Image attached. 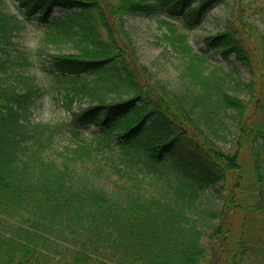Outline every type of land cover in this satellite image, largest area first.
I'll return each instance as SVG.
<instances>
[{"label":"trees","instance_id":"obj_1","mask_svg":"<svg viewBox=\"0 0 264 264\" xmlns=\"http://www.w3.org/2000/svg\"><path fill=\"white\" fill-rule=\"evenodd\" d=\"M16 2L19 15L0 7V264H210L211 243L224 233L228 244L230 229L206 237L218 217L209 191L230 185L235 207L234 192L249 188L264 210V29L242 9L239 28L228 23L195 49L182 29L237 3ZM250 5L264 21V0ZM135 15L158 17L181 60L176 87L134 66ZM26 20L41 25L43 70L63 92L65 117L48 123L33 121L41 87L14 40ZM247 245L229 264H264V247Z\"/></svg>","mask_w":264,"mask_h":264},{"label":"rangeland","instance_id":"obj_2","mask_svg":"<svg viewBox=\"0 0 264 264\" xmlns=\"http://www.w3.org/2000/svg\"><path fill=\"white\" fill-rule=\"evenodd\" d=\"M228 2L232 5L237 3V7L234 6V10H228L223 5H215L199 27L190 31L182 29L183 32L187 33L189 41L195 49H199L203 45L204 36L226 30L228 23H231L234 28H239L241 25L238 16L242 9H244V15H252L256 23L264 29L263 19L260 18L259 14H252V5L247 6L249 0H228ZM0 7L9 13L20 14L16 0H0ZM63 13L65 11L56 9L53 15L60 16ZM126 26L133 37V49L135 51L133 58L136 59L133 62L134 66L145 65L157 79L176 87L179 83L181 60L170 50L167 42L162 38L163 30L158 22V17L131 16L126 20ZM43 37L41 25L35 21L26 20L22 22L21 32L14 38L17 48L26 52L34 64L31 73L41 87L40 97L33 110L32 118L35 123H48L65 117L61 105L63 92L60 90V85L52 74L43 70V67L48 64V56L40 52L41 49H45ZM51 52H54V50ZM230 59L235 62L234 56ZM234 66L247 83L251 82V74L248 70L237 62ZM141 81H143V78H141ZM255 84L256 89H258L260 84L258 77L255 79ZM86 106H88L86 101L81 102V104L76 103L75 110ZM230 145L228 143L224 146L225 149H228ZM243 161L247 169L252 168L249 150L244 153ZM230 187L228 185L226 189L218 187L216 190L209 191L211 198L214 199V202L211 201L212 205L210 204L209 208L217 211L218 217L205 222L202 226L206 237L212 231L213 225H221L222 229H230L228 244L224 238V233L211 243L209 249L211 252L210 264H229L233 253L236 251V244L242 240L246 242V246L254 242L257 247H264V210L255 208L256 199L250 197L249 188L236 192V194L234 192L237 204L235 207L232 203L229 204L227 200L230 199L232 190ZM246 264H254V261L250 259Z\"/></svg>","mask_w":264,"mask_h":264}]
</instances>
